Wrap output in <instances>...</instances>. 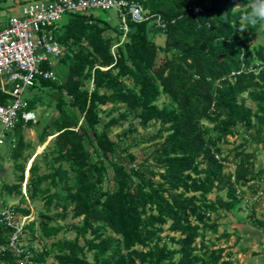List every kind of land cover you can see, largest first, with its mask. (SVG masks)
Masks as SVG:
<instances>
[{
	"label": "trees",
	"instance_id": "16d2710c",
	"mask_svg": "<svg viewBox=\"0 0 264 264\" xmlns=\"http://www.w3.org/2000/svg\"><path fill=\"white\" fill-rule=\"evenodd\" d=\"M131 1L147 18L128 17L126 35L94 11L68 12L51 28L62 53L58 62H43L52 77L37 78L25 110L54 109L40 121L20 116L0 147V170L11 161L15 172L14 182L1 184L0 212L11 196L19 197L11 206L22 215L31 214L27 198L42 201L22 235L32 238L26 248L35 264L50 257L49 264H241L231 252L225 258L217 243L232 237L219 227L228 213L242 210L246 188L264 193V166L255 164L264 151V40L250 44L255 33L264 34L263 22L238 30L258 0ZM43 89L54 104L37 92ZM10 100L0 87V103ZM129 120L159 128L130 142L113 139V127ZM33 127L39 143L52 138L32 161L24 193L34 153L25 130ZM137 129L131 123L126 133ZM229 136L241 141L226 154ZM143 141L153 148L145 147L138 161L132 147ZM255 207L249 217L264 227ZM69 214L80 221L59 222ZM62 231L75 236L40 250L32 244ZM12 233L0 215V264H19L8 247Z\"/></svg>",
	"mask_w": 264,
	"mask_h": 264
},
{
	"label": "built area",
	"instance_id": "2783aa9c",
	"mask_svg": "<svg viewBox=\"0 0 264 264\" xmlns=\"http://www.w3.org/2000/svg\"><path fill=\"white\" fill-rule=\"evenodd\" d=\"M98 10L116 11L125 35L129 30L128 17L138 22L147 18L143 6L131 0H32L24 5L21 16L10 17L0 28V79L5 82L1 90L11 96L8 103H0V147L20 116L25 122L37 120L36 111L25 110V95L38 77H52L49 70L42 68L43 62L62 53L51 28L68 12ZM0 215L1 221L13 228L8 247L18 256L19 264H35L33 254L22 240L29 215L18 213L11 204L1 208Z\"/></svg>",
	"mask_w": 264,
	"mask_h": 264
},
{
	"label": "rangeland",
	"instance_id": "374dc122",
	"mask_svg": "<svg viewBox=\"0 0 264 264\" xmlns=\"http://www.w3.org/2000/svg\"><path fill=\"white\" fill-rule=\"evenodd\" d=\"M95 14H99V15H104V16H109L111 17L112 19V22H111V25L113 27H117V24L120 23L119 19L117 18V14H116V11L114 10H109V11H101V10H98V11H94ZM262 26L264 27V22L262 24ZM261 31V30H260ZM249 35V33H245V37H247ZM255 38L252 39L250 41V44H254L256 41L258 40H264V34L263 32H258V33H255ZM163 39H165V36L163 35ZM162 36L161 34H158L157 37H156V42L159 43V44H163L162 42ZM51 59L54 61V62H58V57H55V56H51ZM43 98V100L45 102H51L52 104H54L55 100L54 98L50 95L49 93V90L47 89H43V90H40V91H37ZM31 92L28 90L26 92V97H30L31 96ZM166 97L163 96L162 99L159 101V104L162 105L165 101H166ZM247 103L253 107H255L254 103L251 101V100H247ZM112 104H108L107 106H105V108L107 109H111L112 108ZM54 107H47V106H43V105H39V107L36 109V113H37V118L39 119V121L45 117H47L49 115V113H51L53 111ZM119 114V111H114L113 115H118ZM105 117V120H108L110 116H107V115H104ZM133 123L135 125H138V129L136 132L132 133V134H129V133H126L127 129L129 128L130 124ZM2 128V124H1V121H0V130ZM36 128V127H35ZM34 127L29 129V130H25V131H28L27 132V135L31 137H35V138H39V133L37 132V130L35 129ZM159 128V124H152L151 126H149L148 128H143L142 126H139L137 120H129V121H124L122 125L120 126H114L113 129H112V132H111V137L113 139H125L127 141H131L133 137L135 136H138L140 137V135H145V136H148L149 134H152L154 133L157 129ZM26 137V136H25ZM51 139H47V145L50 143ZM241 141V139H236V136H229V142L228 143H224L223 144V148L225 150V153L227 154L231 148L234 147V145H236V143H239ZM45 144V145H46ZM152 143L150 142H142L140 143V145H138L137 147H132V151L134 153L137 154L138 156V161H140L145 155H144V148L147 147V149L150 151L152 148H153V145H151ZM46 145V146H47ZM46 146H44L42 149H44ZM255 147L254 146H251V147H248L249 150H253ZM255 164H256V169H259L261 167L264 166V151L263 150H258L257 151V157L255 159ZM29 163H27V166H26V176H27V169H28V166H29ZM4 165L6 166L5 169L0 170V186L1 184L3 183V181H7L8 183H12L15 181V172H14V169H13V163L11 161H7V162H4ZM227 170H234V166L233 165H229V167H227ZM45 171V168H42L41 169V172ZM246 188V187H245ZM261 188H264V180L261 181ZM247 189V192H244L245 195L243 197V201H242V210H233L232 212L228 213L225 217V219L222 220V226L219 227V233L223 232L225 229L228 230V232H230L231 234H234V231L237 229L239 230L240 232H244L245 229L244 227L246 225H243L242 222H239L241 219L240 217H245L244 219L248 222H250L252 219L249 217V214L251 213V207H252V203L253 202H256V212H255V215H256V218H259V219H264V193L263 191H259V194L257 196H254L251 194V190H248ZM22 190L24 193H26L27 191V180L25 179V182L23 183V187H22ZM26 190V191H25ZM1 191H2V188L0 187V198H2V195H1ZM4 194L7 196V194L4 192ZM215 196V192H213L212 194H210V197L211 198H214ZM223 196L226 197V194L223 192ZM13 197V198H12ZM10 203L11 204H14V203H17L18 202V199L19 197L17 195L15 196H11L10 198ZM28 200V205L31 209V214L29 215V221L30 220H37L38 219V214L39 212L43 209V203L42 201H36V202H32L29 198H27ZM12 201V202H11ZM55 209H53L54 211ZM80 221V218H72L71 217V214L68 215L67 218L65 219H60V223H71V222H79ZM249 224V223H248ZM168 233V231H166L164 234ZM240 234V233H239ZM75 236V233L74 232H60L57 236L55 237H52V238H49V239H46V240H43L41 239L40 237L39 238H36L35 240L33 239V246L36 248V249H42L44 244L46 243L47 245H50L54 240H57V239H64V238H74ZM211 238H216L217 236L216 235H208V237ZM234 236L232 235V239L229 240L230 243H233L234 241ZM32 241V238L29 236V234H27L24 238H23V242L25 243L26 246L29 245V243ZM199 241V239H198ZM81 242H83V240L81 239ZM228 242V243H229ZM226 241L224 239H221L218 241V245L220 244L223 245L225 244ZM253 243V242H252ZM251 243V244H252ZM225 248H227L226 245H224ZM228 247H230V245H228ZM89 258L91 259V253H89ZM54 260L53 257H50L48 259V264L50 262H52Z\"/></svg>",
	"mask_w": 264,
	"mask_h": 264
},
{
	"label": "crops",
	"instance_id": "0c3cea01",
	"mask_svg": "<svg viewBox=\"0 0 264 264\" xmlns=\"http://www.w3.org/2000/svg\"><path fill=\"white\" fill-rule=\"evenodd\" d=\"M30 1L32 0H0V28H2L7 24L10 17L21 16L24 5ZM96 15L106 19L110 23L112 22V19L109 16L99 15L97 13ZM117 18L119 19L118 16ZM120 25L121 22L117 24V26ZM111 35L115 37L114 42H117L118 38L116 31L112 29ZM161 36L163 39L164 37L162 34ZM164 40L165 39L162 40L163 43ZM3 85H5V82L2 79H0V87ZM26 130H29V128H27ZM27 132L28 131H25V136H26L25 139L31 144L29 150L33 151L34 153L31 156L30 160L28 161L30 163L27 169L26 180H28L29 168L31 167L32 161L43 150L42 148L47 145L46 144L47 141L42 144L39 143V138L38 139L35 137L30 138V136L27 135ZM51 138L52 136L49 137V139ZM5 167L6 166L4 165V168H2L1 170L3 171ZM244 218L245 217L243 218L240 217L241 220L239 222H242L243 225H246L244 227L245 231L242 233L236 229L233 234V236L235 237L233 243L226 241L225 244L221 245V247H224V245L227 246V248H225V253H226L225 258H228V256H230L229 253L231 252L232 253L231 258L234 262H240L241 264H264V227L255 225L252 220L248 222ZM231 239L232 237L229 240ZM228 245H230V247H228ZM217 246H220V244L219 245L217 244ZM45 264H48V262Z\"/></svg>",
	"mask_w": 264,
	"mask_h": 264
},
{
	"label": "clouds",
	"instance_id": "9594fccd",
	"mask_svg": "<svg viewBox=\"0 0 264 264\" xmlns=\"http://www.w3.org/2000/svg\"><path fill=\"white\" fill-rule=\"evenodd\" d=\"M247 23L238 28L239 31L243 32L244 29L248 28V25L255 26L259 22H264V0H258L252 6L251 13L243 17Z\"/></svg>",
	"mask_w": 264,
	"mask_h": 264
}]
</instances>
